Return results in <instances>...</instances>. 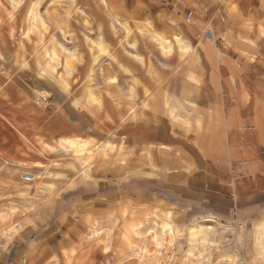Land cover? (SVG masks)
I'll use <instances>...</instances> for the list:
<instances>
[{
    "label": "rangeland",
    "instance_id": "374dc122",
    "mask_svg": "<svg viewBox=\"0 0 264 264\" xmlns=\"http://www.w3.org/2000/svg\"><path fill=\"white\" fill-rule=\"evenodd\" d=\"M260 221L263 0H0V264H264Z\"/></svg>",
    "mask_w": 264,
    "mask_h": 264
},
{
    "label": "crops",
    "instance_id": "0c3cea01",
    "mask_svg": "<svg viewBox=\"0 0 264 264\" xmlns=\"http://www.w3.org/2000/svg\"><path fill=\"white\" fill-rule=\"evenodd\" d=\"M207 47L208 48H211L212 47V43L211 44L210 43H206L205 48H204V52H201L200 54H198V55L194 56L193 58H191V60H189L190 63H192V62H202L204 60L207 61V62H210V60H212V58H213V60H215L214 54H211V55L206 54L205 50L207 49ZM200 69L201 68H199V66H198L197 70H200ZM205 74L208 77V80H207L208 81V84L209 85H210V83L214 84V89H217V85H216L217 78L216 77H217L218 71H217L215 65H213V64L211 65L210 63L207 64L206 65V72H205ZM244 95H246V92H244V91L239 92V96L237 97V100H238L237 101V104L238 105L239 104H244V102H245L244 99L246 98V96H244ZM181 101L184 102L183 100H181ZM163 103L164 102H162L161 112L160 113L159 112L151 113L152 116L150 117L151 118V124L150 125H152V126H150L149 131H147L148 132V136H149L148 137L149 140L146 141V145H148L147 148L150 147V149H154L153 146L154 145L156 146L157 143H159V142H157L153 138L154 135H156V134H160L162 136L168 135V137L170 136V138L173 139V141H174V137H176L177 135H174L172 132H175V134L178 133V131L174 129V125L175 124L172 123L173 122L172 119H170L169 117H165L163 114H161L164 111L166 112V110L167 111H170L171 109L176 110V107L178 106V103H177V106H175L172 102L167 101L166 104H165V107H163ZM179 104H180V102H179ZM185 104L186 103H184V105H182V106L179 105V106H181L180 108H184L186 106ZM199 107H197V106L194 107V105H192V106L189 107V109H198ZM204 107L202 106L200 108H204ZM205 108H208V110H211L210 108H216V107H215V105H210V107H205ZM209 112H210L211 115H213V112L212 111H209ZM168 114H170V113H168ZM177 115L180 117L179 114H177ZM157 116H161L162 118H164L166 120V122H165V124L167 125L166 131H164V132H156V131H154L152 129V127L156 124L155 123V117H157ZM169 126H170V128H168ZM250 130H253V125H250L249 131ZM262 133H263V131H260L259 130L258 132L256 131L255 134H256L257 137H261ZM160 144H162V143H160ZM162 146L166 147L165 145H162ZM199 185L202 186L203 188H205L206 190H208L212 194L211 197L209 198L210 200H207L208 201V204L217 205L216 202L219 199L220 200L221 199H224L222 197L224 195L220 192L222 189H224V185L222 183H220L218 180L208 179L207 177L204 178V179L202 178V180H200ZM195 194L196 195H201L200 193H198V191H195ZM204 198L206 199V196Z\"/></svg>",
    "mask_w": 264,
    "mask_h": 264
},
{
    "label": "bare ground",
    "instance_id": "6f19581e",
    "mask_svg": "<svg viewBox=\"0 0 264 264\" xmlns=\"http://www.w3.org/2000/svg\"><path fill=\"white\" fill-rule=\"evenodd\" d=\"M118 23V22H117ZM211 26V25H210ZM207 34V36L208 37H210V39H212L213 37H214V31H213V28H209L208 29V31L206 32ZM183 40V39H182ZM158 42H160L159 40H158ZM162 42V41H161ZM180 42H183L182 43V49H181V51H182V56L184 57H188V56H196V55H198V54H200V52H201V48H200V46H198V47H195V46H191L190 44H188V42H186V40H184V41H180ZM161 44V43H160ZM162 44H163V42H162ZM181 44V43H180ZM179 44V45H180ZM202 45H205L204 44V42H203V44ZM201 47H203V46H201ZM165 48V47H164ZM152 95H153V93H148V98L149 97H152ZM146 96V97H147ZM88 98H89V100L90 101H92V96H91V93L88 95ZM153 98V97H152ZM89 100H87V101H89ZM144 100H146V99H144ZM145 103V102H144ZM138 113H144V110L142 109V110H140V112H138ZM169 113H170V115L172 116V117H174L175 115L176 116H178L176 113H175V110L174 109H171L170 111H169ZM179 117V116H178ZM177 118V117H176ZM173 133V132H172ZM78 144V143H77ZM76 144V145H77ZM163 145H165V146H167V144H163ZM82 147H83V145H82ZM80 148H81V145H80ZM80 148H78V149H80ZM164 148V147H163ZM80 151H81V149H80ZM86 152V151H85ZM84 153V152H83ZM25 171H27V170H25ZM24 172V171H23ZM23 172H22V174H23ZM28 172H30V171H28ZM32 174H34L33 172H31ZM35 175V174H34ZM35 179H36V175H35ZM239 191V190H238ZM14 210V209H13ZM5 211V210H4ZM6 212V211H5ZM7 213V212H6ZM204 223V222H203ZM206 225V224H205ZM209 226V225H208ZM207 226V227H208ZM91 230V229H90ZM152 233H153V239L157 242V243H160V241L162 240V238H161V234H162V232L161 233H159V231H156L154 228H152L151 227V229H149ZM162 230H164V231H168V233L169 232H174L175 231V225H173L171 222H169V221H167V222H165L164 223V225H163V229ZM149 231V232H150ZM254 231L256 232L255 234H257V247H258V250H259V252L260 253H262V254H264V222L263 221H260V222H258L257 224H255V227H254ZM157 245H159V244H157ZM156 246V245H155ZM155 248V247H154ZM140 251L138 252L139 254H140V256H144V254H145V248L144 247H142L141 249H139ZM134 254H135V252H134ZM136 256H138V254L136 255ZM140 257H138V259H139ZM141 259V258H140ZM143 259V258H142ZM233 264V263H232Z\"/></svg>",
    "mask_w": 264,
    "mask_h": 264
},
{
    "label": "built area",
    "instance_id": "2783aa9c",
    "mask_svg": "<svg viewBox=\"0 0 264 264\" xmlns=\"http://www.w3.org/2000/svg\"><path fill=\"white\" fill-rule=\"evenodd\" d=\"M193 14L194 12L192 10H190L188 13H187V19L188 20H191L192 17H193ZM22 177L27 179V180H35V175L32 174L31 172H28V171H24L23 174H22Z\"/></svg>",
    "mask_w": 264,
    "mask_h": 264
}]
</instances>
